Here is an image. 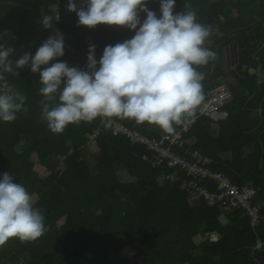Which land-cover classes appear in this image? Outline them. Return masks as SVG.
Here are the masks:
<instances>
[{"label":"trees","instance_id":"1","mask_svg":"<svg viewBox=\"0 0 264 264\" xmlns=\"http://www.w3.org/2000/svg\"><path fill=\"white\" fill-rule=\"evenodd\" d=\"M75 3L78 9L83 6L82 0ZM56 5L60 22L53 21V27L77 53L87 56L95 45L99 60L106 45L134 35L119 26V31L107 25L77 26L66 0H0V33L7 30L0 44L15 49L13 61L26 51L34 54L55 35L39 21L53 14ZM147 7L159 14V0H150ZM185 10L195 11L198 22L210 27L205 46L215 52L213 60L197 67L204 79L195 116L208 93L228 79L233 99L225 107L227 120L214 123L199 117L182 147L195 139L190 148L211 158L213 171L239 188L255 189L260 225L252 228L241 210L226 215L204 200L190 204L180 181L163 180L158 169L142 160L146 149L113 136L103 118L51 132L42 119V104L56 101L45 100L39 74L26 66L17 76L6 74L26 99L14 121L0 122V173L13 174L26 187L47 231L33 242L10 239L0 248V264H264V0H176L174 11ZM58 60L85 69L66 48ZM113 119L137 124L149 139L167 134L155 125ZM98 127L101 133L91 149L87 135ZM223 153L231 159L223 161ZM117 168L133 180L122 182ZM198 237L204 240L197 242Z\"/></svg>","mask_w":264,"mask_h":264},{"label":"clouds","instance_id":"2","mask_svg":"<svg viewBox=\"0 0 264 264\" xmlns=\"http://www.w3.org/2000/svg\"><path fill=\"white\" fill-rule=\"evenodd\" d=\"M150 0H66V9L77 16V26H119L134 35L106 45L99 60L95 45L88 48L86 69L69 66L64 56V37L53 27L58 12L39 22L55 35L34 54L26 51L13 61V47L0 44V122L10 123L23 108L26 97L9 84L6 74L18 75L28 67L39 74L40 93L54 105L42 104V119L49 130L62 133L70 124L103 118L134 120L172 134L175 126L191 123L203 100L204 74L215 52L206 47L210 27L197 20L195 11H174L176 0H159V14ZM143 19L141 18V14ZM55 61V62H53ZM47 231L45 217L13 174L0 173V248L10 239L33 242Z\"/></svg>","mask_w":264,"mask_h":264},{"label":"built area","instance_id":"3","mask_svg":"<svg viewBox=\"0 0 264 264\" xmlns=\"http://www.w3.org/2000/svg\"><path fill=\"white\" fill-rule=\"evenodd\" d=\"M55 11L60 16L58 5L53 8V13ZM54 22L59 23L60 19ZM58 31L61 33V30ZM6 33L7 30L0 33V41ZM64 45L66 49L77 54L80 63L86 69L87 56L77 53L66 43ZM232 99V91L227 83L215 87L208 93L207 100L198 114L191 118V123L182 125L174 133L164 134L159 139L147 138L137 124L128 126L115 119L109 124L113 136L123 137L132 145L143 146L146 149L142 160L158 169L163 180L172 183L180 181L190 204L195 205L204 200L218 206L226 215L241 210L249 218L250 226L256 228L263 220L261 206L253 204L256 190L248 186L239 188L223 173L213 171V160L190 148L195 143V139L187 141L189 147H182L184 136L196 124L199 117H206L214 123L227 120L229 114L225 107ZM100 133L101 127H98L87 135L89 146L95 145ZM176 149L180 153H176ZM213 236L215 235H211ZM260 244L259 241L258 246Z\"/></svg>","mask_w":264,"mask_h":264},{"label":"rangeland","instance_id":"4","mask_svg":"<svg viewBox=\"0 0 264 264\" xmlns=\"http://www.w3.org/2000/svg\"><path fill=\"white\" fill-rule=\"evenodd\" d=\"M213 32L216 33V30H214ZM228 81H229V83H233L231 79H229ZM93 146H94V145L89 146V147H90L91 149H94ZM19 151H21L20 148H19ZM93 151H94V150H93ZM33 160L36 161V157H33ZM35 161H34V162H35ZM36 169L39 171L40 174H42V176H44L45 172H44L39 166H36ZM61 169H63V167H61ZM117 172H118V176H119V178H120V180H121L122 182H131V181L133 180L131 177H129V176L126 174V172L124 171L123 168H117ZM196 240H197V242H200V241H203L204 239H203L202 237H198ZM127 252H130V251L128 250ZM122 254H125V252H123ZM111 258H112V259L115 258V255H113ZM22 260H23V261H27V260H28V257H27V256H24V257L22 258ZM3 264H9V263L5 262V263H3Z\"/></svg>","mask_w":264,"mask_h":264},{"label":"crops","instance_id":"5","mask_svg":"<svg viewBox=\"0 0 264 264\" xmlns=\"http://www.w3.org/2000/svg\"><path fill=\"white\" fill-rule=\"evenodd\" d=\"M115 28H116V30L118 29V31L120 30L119 28H117V26H115ZM227 83H229V81H227ZM245 153H247V150H245ZM220 158L223 161H229L231 159V155L229 153H223V154L220 155Z\"/></svg>","mask_w":264,"mask_h":264},{"label":"water","instance_id":"6","mask_svg":"<svg viewBox=\"0 0 264 264\" xmlns=\"http://www.w3.org/2000/svg\"><path fill=\"white\" fill-rule=\"evenodd\" d=\"M243 69H245V68H243ZM251 73H253V71H251Z\"/></svg>","mask_w":264,"mask_h":264}]
</instances>
